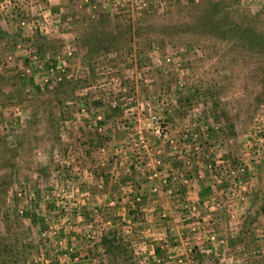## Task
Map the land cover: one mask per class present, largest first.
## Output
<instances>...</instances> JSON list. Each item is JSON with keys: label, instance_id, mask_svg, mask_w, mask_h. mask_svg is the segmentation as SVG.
I'll return each instance as SVG.
<instances>
[{"label": "rangeland", "instance_id": "rangeland-1", "mask_svg": "<svg viewBox=\"0 0 264 264\" xmlns=\"http://www.w3.org/2000/svg\"><path fill=\"white\" fill-rule=\"evenodd\" d=\"M112 1L0 0V264H264V0Z\"/></svg>", "mask_w": 264, "mask_h": 264}, {"label": "trees", "instance_id": "trees-1", "mask_svg": "<svg viewBox=\"0 0 264 264\" xmlns=\"http://www.w3.org/2000/svg\"><path fill=\"white\" fill-rule=\"evenodd\" d=\"M215 2L214 1H210V8L207 9V11L205 13H202L201 15H199L200 17L197 18L198 23H201V27H204L205 29H210L212 30V32H222V28L219 26V21H218V11L217 13L214 12V6H215ZM101 17H105L104 15H102ZM98 18V17H97ZM201 20V22H200ZM104 26V25H103ZM106 27H110V25L106 24ZM106 27H104L103 29H105ZM107 27V28H108ZM118 27V26H117ZM100 26L98 27H94L89 33H87L86 35V39L85 42L87 43V45L90 44H95L96 42H98L99 40H101L104 37H107V35H114L115 34V27L110 28V30H103V29H99ZM226 29L231 30V29H238V33L236 34V36L239 37L240 39V43L242 42L243 45H246L244 41H246V39H250V41H246L249 42L248 45H246L245 47H247L248 49H252V47H250L252 44V41H254L256 44L260 45L261 43L264 44V38L263 37H256L257 35L253 32V30L248 29V28H244V27H226ZM110 40H113V38L111 37ZM102 243H109V239L105 240V239H101Z\"/></svg>", "mask_w": 264, "mask_h": 264}, {"label": "crops", "instance_id": "crops-1", "mask_svg": "<svg viewBox=\"0 0 264 264\" xmlns=\"http://www.w3.org/2000/svg\"><path fill=\"white\" fill-rule=\"evenodd\" d=\"M172 135L173 136H176V134L173 132L172 133ZM187 142V141H186ZM137 153V152H136ZM129 155V157L127 158L126 157V159H120V156H117L116 158H114L113 157V159L112 160H110V161H108L107 163H106V165L108 166V168L107 169H110V168H115V169H117V171L118 172H120V173H122V172H125L126 170H128V168H129V171H130V174L128 175V174H125V175H122V177H121V181L123 182L122 184H124V186H126L127 188H128V186L131 184V183H137V185H139V189L141 188V191L143 190V191H145V189L146 190H148L149 189V186L148 185H146L147 184V182L146 181H140V177H139V172L137 173L136 172V169H135V166H134V162L137 160V155L135 154V153H129L128 154ZM140 159V158H139ZM101 163V164H100ZM99 164L100 165H102L103 163L102 162H100ZM174 166H176L175 165V163L173 164ZM174 166H172V167H174ZM176 168V167H175ZM127 173V172H126ZM124 177V178H123ZM129 177V178H128ZM134 177V180H132V178ZM139 177V178H138ZM261 178V179H260ZM260 187L262 188V186H264V175L263 174H261L260 175ZM137 179V180H136ZM82 180V181H81ZM83 180L84 179H80V181H81V185H80V187H81V191L83 190V187H84V185H85V181L83 182ZM132 180V181H131ZM129 183V184H128ZM126 184V185H125ZM128 184V185H127ZM110 185H114L113 183H111L110 181H109V184L107 183V187H109ZM112 187V189H114V186H111ZM126 187H124V188H126ZM119 188H121L122 189V187H119ZM195 188L197 189L198 188V186H195V187H193V189H194V191H195ZM263 188H262V192H263ZM81 195L83 196V194L81 193ZM262 195V194H261ZM263 196H264V194H263ZM89 198H87V199H85V202L87 203H93L94 202V200H96V198H97V195H89L88 196ZM84 198H86V197H84ZM155 198L156 199H158V201L160 202V204H156V205H159V206H167V208H168V206H169V203H170V201H169V198L167 197V195H165V194H160V195H157V196H155ZM146 200V199H145ZM260 200L261 199H259L258 201L260 202ZM147 201V200H146ZM148 202H149V204L151 203V201H149L148 200ZM262 202V201H261ZM146 208H148V204H146ZM146 210L147 209H145V213H146Z\"/></svg>", "mask_w": 264, "mask_h": 264}, {"label": "built area", "instance_id": "built-area-1", "mask_svg": "<svg viewBox=\"0 0 264 264\" xmlns=\"http://www.w3.org/2000/svg\"><path fill=\"white\" fill-rule=\"evenodd\" d=\"M112 2L114 3V6H116V7H119V6H121L123 4L119 0H113ZM133 3L136 5V9L130 8V11L135 10V11L139 12V10L141 11L146 6V1L145 0H133ZM130 6H132V5L130 4ZM92 7H94V6L92 5ZM21 24H23V23L21 22ZM96 117L98 118V116H96ZM148 119L150 120L151 123H153V127H152L153 131L152 132L154 134H156V135L163 134V128H162V126H161V124L159 122L158 117L156 115H154V114H151V115H149ZM261 130H263V134H264V129L261 128ZM143 140L144 139H143L141 133L138 132V133H136L135 137H130L129 141H127L126 144L130 143V144H139L141 146H144ZM152 176H156V174L153 173ZM162 182H164V180H162ZM152 189L155 190L156 188L153 187Z\"/></svg>", "mask_w": 264, "mask_h": 264}]
</instances>
